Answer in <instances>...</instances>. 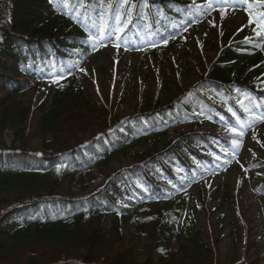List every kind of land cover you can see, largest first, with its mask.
<instances>
[{
    "label": "trees",
    "instance_id": "trees-1",
    "mask_svg": "<svg viewBox=\"0 0 264 264\" xmlns=\"http://www.w3.org/2000/svg\"><path fill=\"white\" fill-rule=\"evenodd\" d=\"M207 3L0 0V264H154L151 259L139 262L122 245L120 218L128 223L134 210L155 205L150 212L157 216L156 226L149 222L144 227L136 221L138 235L146 233L156 240L159 232L169 238L174 229L162 222L161 202L229 167L226 158L242 146L233 144L230 129L264 117V59L257 50L264 32L247 30L240 42L232 43L227 36L222 44H210L209 50L220 51L193 74L194 83L180 86L179 93L170 94L172 99L149 101L128 116L121 117L111 104L71 87L57 95L49 108H41L35 133L55 140L46 142L44 150L26 143L23 125L31 107L11 100L29 89L33 79L74 74L71 54L84 56L100 31H109L116 19L120 33L135 41L149 37L167 43L205 19L211 9ZM250 3L264 10L261 0ZM217 96L227 98L226 108L211 99ZM69 106L77 111L70 113ZM66 116H72L71 122L67 118L69 126L62 121ZM202 120L213 121L220 129H191L177 133L173 140L158 141L176 125ZM9 128L14 130L11 146L4 138ZM62 131L68 137H62ZM81 133L88 135L80 138ZM154 136H159L157 141L149 144ZM140 144L147 148L132 153ZM119 157L129 161L110 169ZM103 177L105 183L92 192L80 195L74 190H87ZM260 190L264 192V178ZM240 204V200L235 203V215L229 219L231 234L239 240L243 237L242 262L252 264L248 256L254 254L258 239L253 219ZM111 215V226L106 228ZM192 220L196 224V218ZM223 224V218L209 217L206 228L186 226L187 241L163 260L223 264L219 258Z\"/></svg>",
    "mask_w": 264,
    "mask_h": 264
},
{
    "label": "rangeland",
    "instance_id": "rangeland-1",
    "mask_svg": "<svg viewBox=\"0 0 264 264\" xmlns=\"http://www.w3.org/2000/svg\"><path fill=\"white\" fill-rule=\"evenodd\" d=\"M237 1L224 0L223 3H218L206 20H201L202 22L189 28L181 38L170 42L168 46L152 41L146 43L131 41L125 36H120L118 29L106 34L100 33L88 52V58L78 61V71L74 77L38 82L34 88L11 100V103L22 102L31 107L23 125L28 146L44 150L46 142L55 141L51 135L44 138L35 133V128L41 108H44L43 111L49 108L57 95L62 96L64 91L70 92L71 87L76 86L82 94L91 97L92 100L106 101L107 104L114 106L122 117L144 107L149 101H167L172 97L170 95L172 92L179 93L180 86L192 84L193 74L209 61L208 58L217 54L215 47L212 50L208 49L210 44H218L222 37L227 36L230 39H241L246 29L264 30L261 26L264 24V13L256 11L255 7L250 5L233 8ZM225 2L229 6H226ZM216 103L224 107L223 102ZM69 108L70 113L77 111L75 108L71 110L70 106ZM67 118L71 122L72 116L62 117V121L69 126ZM256 120L248 122L253 128L247 132L241 131L242 136L238 135L240 132L234 133L233 140L243 141L244 145L242 151L229 160L230 167L227 170L211 174L183 195H178L166 207L161 216L162 222L168 225L167 229L169 227L175 229L170 230L169 238L158 232L156 238L162 240L158 243V248L147 234L140 238L130 222L123 221V224H119L124 240L122 245L132 250L139 262L151 259L154 264H168L163 260L164 254L178 249L180 244L187 241L185 226L182 224V218L178 216V210L181 209L185 216L195 213L197 222L196 224L193 222L192 226L196 225L199 229L206 228V219L209 217L213 220L223 218L222 255L219 254V258L222 256L223 264H246L242 263L241 259L243 237L241 240L236 236L232 237V226L229 223V219L236 212L235 203L237 201L239 203L240 200L242 211L253 219L254 234L258 239L257 245L251 251L254 254L248 256V262L264 264V192H260L261 178H264V121ZM205 127L218 128L217 125L208 123H205ZM171 132L169 130V133ZM62 133V137H68L66 132ZM169 133L159 137L158 141L173 139ZM85 135L81 133L79 137ZM4 138L8 146L13 145L14 130L12 128L6 130ZM153 139L154 137L150 139L151 143ZM146 148L147 144H140L133 147L131 152H140ZM128 161V158L119 157L114 159L109 167L118 168L120 162ZM99 184L96 182L84 191L77 187H74V190L81 195L93 188L96 189ZM154 207L151 206L149 209L154 211ZM145 215H150V212H145ZM152 218L151 227L154 228L157 216ZM136 220L144 227L147 224L146 219L137 217ZM106 226V228L111 226L109 218ZM161 249L163 251H160Z\"/></svg>",
    "mask_w": 264,
    "mask_h": 264
},
{
    "label": "snow or ice",
    "instance_id": "snow-or-ice-1",
    "mask_svg": "<svg viewBox=\"0 0 264 264\" xmlns=\"http://www.w3.org/2000/svg\"><path fill=\"white\" fill-rule=\"evenodd\" d=\"M217 2V0H208V3L206 4V7L207 8H212L213 5ZM221 3L224 2V0H220ZM240 2H243V0H240ZM261 2H264V0H261ZM262 28H264V24L261 25ZM229 111H232L231 109H229ZM233 115H235V113H233ZM258 119H264V117H258ZM233 131L235 132L236 129H233ZM238 135L242 136L243 135V132H240ZM233 144L236 146V147H239L240 146V142L238 140H233ZM160 251H163V249H161Z\"/></svg>",
    "mask_w": 264,
    "mask_h": 264
}]
</instances>
